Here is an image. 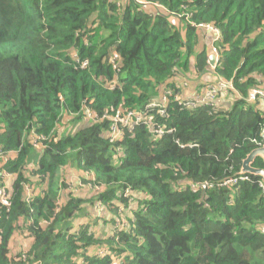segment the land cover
I'll use <instances>...</instances> for the list:
<instances>
[{
    "label": "trees",
    "instance_id": "16d2710c",
    "mask_svg": "<svg viewBox=\"0 0 264 264\" xmlns=\"http://www.w3.org/2000/svg\"><path fill=\"white\" fill-rule=\"evenodd\" d=\"M152 1L165 10L133 0H0V147L17 152L0 159V186L2 172L13 175L12 205L0 203V264H264V179L221 184L264 140V109L246 99L264 88V0ZM193 23L221 32L215 69ZM193 72L230 80L239 95L217 110L172 98L165 116L147 109ZM84 107L100 118L140 110L175 131L155 136L140 124L111 142V120H88ZM32 135L47 136L46 148ZM66 170L84 193L63 200ZM81 211L91 221L78 224ZM18 236L27 244L14 250Z\"/></svg>",
    "mask_w": 264,
    "mask_h": 264
},
{
    "label": "built area",
    "instance_id": "2783aa9c",
    "mask_svg": "<svg viewBox=\"0 0 264 264\" xmlns=\"http://www.w3.org/2000/svg\"><path fill=\"white\" fill-rule=\"evenodd\" d=\"M123 1L125 2L129 0H123ZM133 1H135L138 5H140V7L143 10H147V11L152 9L153 11L155 9L165 10V8L162 5L155 3L152 0H133ZM173 15H175L178 18L182 17V14H173ZM193 24L197 26L199 29L209 32L210 35L212 36L210 52L211 55H215L216 61L214 65H211L209 59V64L212 69H215L219 61V51L216 46V43L220 40L221 32L217 27L210 24H199V25H196L195 23ZM75 57L76 60L80 63L82 68H85L89 65L88 60H85L81 63L77 54L75 55ZM119 62H120L119 53L117 52L112 53V55L110 56V63L115 70H119L118 68ZM116 87H118V85L116 84L110 86L111 89H115ZM188 88H189V82L186 80L177 83V89L166 88L165 90L161 91L158 99L153 100L147 105V109H159L158 112L162 116H165L167 112L168 102L172 98L174 102H177L180 106L185 108L194 109L197 107L205 106L212 110H217L222 107L221 104L222 96L228 94L231 95L232 98H236V96L239 95V92L235 88L232 81L226 80L217 75L212 82L206 83L204 86H202L199 92H193L192 94L189 95L190 91L188 93L184 92V90H187ZM246 99L249 102L259 104L264 109V88L262 86L253 88L250 91L248 97H246ZM83 113H84V117L88 120L99 121L105 118L111 120V124L108 130V134L111 142H116L117 140L121 139L126 129L133 131L134 127L140 124H145L150 130V132L155 136H163L167 133L169 134L174 133L175 131V128H171L167 124L152 122L154 120L152 116L148 117L147 114H144L143 111L136 109L125 110L123 114H116V115H110L105 113V115H103V117L101 118L98 116V114L95 111H93L89 107H84ZM262 137L264 139V128L262 131ZM31 140H32V144L37 149L43 150L46 148L45 141L48 140V137L44 135H32ZM255 142L257 143V147L264 146V140L262 141L255 140ZM16 154H17L16 151L4 152L0 147V159L3 160L4 162H7L9 158L15 156ZM2 173L4 177V185L0 186V203L2 206H5L9 209L10 206L12 205V201L9 194V183L11 182L13 175L12 173H8L6 171ZM248 179H249L248 174H241V175L237 174L232 178H228L224 180L221 184L236 185L239 182ZM259 184L264 191V181H260ZM88 186L90 188L93 187V185L90 182L88 183ZM97 188L99 189V187ZM131 194L132 192L130 190L126 191L127 197L131 196ZM31 198H32V193L28 191L26 194L27 201H30ZM95 209L97 210V212L99 211L98 213H102L104 211L103 205L101 203L96 204ZM119 224L120 222L118 221L117 225L119 226ZM260 232L264 234V223L260 225ZM23 256L26 257V254H23Z\"/></svg>",
    "mask_w": 264,
    "mask_h": 264
},
{
    "label": "crops",
    "instance_id": "0c3cea01",
    "mask_svg": "<svg viewBox=\"0 0 264 264\" xmlns=\"http://www.w3.org/2000/svg\"><path fill=\"white\" fill-rule=\"evenodd\" d=\"M201 31H203V33L201 34V37H202L201 43H204V44L208 45V47L210 49L211 42H212L211 35H210L209 32H207L205 30H201ZM215 78H216V75L213 74L212 72H209V73H206V74H202V73H199L198 74L196 72H193L188 77L186 75L185 76L178 75L177 83L183 82L185 80L188 81L189 82V88L187 90H184V92L185 93H188L190 91L189 92V95H190L193 92H199L201 90L202 86H204L206 83L212 82L213 79H215ZM226 96H227V98H226ZM232 99L234 101L235 98H232V96H230L228 94H225L224 96H222V98H221V104H222V106H226V107L231 106V104L233 103L232 102ZM72 177L75 178L76 175H74ZM71 181L74 183L73 180H71ZM67 192L70 193L69 190ZM65 193H66V190L61 187L60 188V195H63L64 196ZM83 193H84V191H83ZM18 238H21V237L18 236L14 240H16Z\"/></svg>",
    "mask_w": 264,
    "mask_h": 264
},
{
    "label": "rangeland",
    "instance_id": "374dc122",
    "mask_svg": "<svg viewBox=\"0 0 264 264\" xmlns=\"http://www.w3.org/2000/svg\"><path fill=\"white\" fill-rule=\"evenodd\" d=\"M153 7V6H152ZM231 96V95H230ZM226 98H227V96H226ZM231 100V99H230ZM229 100V101H230ZM234 101H235V99H234ZM232 102H233V99H232ZM72 171V170H71ZM71 171H65V173H64V177H72V176H74V175H76L75 174V171H74V173H70ZM73 180L74 181V183L71 181V180ZM70 179H68L67 180V182H66V180L64 179V178H62V184L63 185H65V183H66V187H67V189H65L64 187V189L66 190V194L68 193L67 191L68 190H72V194H78V193H80V192H82L83 191V185H81L79 182H78V185L76 184V178H74V179H72V178H70ZM78 179V178H77ZM56 188V187H55ZM87 193V192H86ZM81 194V193H80ZM61 197H62V199L64 200V196L63 195H61ZM86 209H88V212L90 211H92L93 212V210H92V207H88L87 206V208ZM95 211V213H98L97 212V210L95 209L94 210ZM108 214H109V212H106V215H105V217H108ZM126 215V214H125ZM125 215L124 214H121V218H125ZM88 216H89V214L87 213V215H86V213L84 212V211H81L80 213H79V216L77 217V218H75V221L79 224V222H83V221H86V220H90L91 221V218H89V219H87L88 218ZM122 220H124V219H122ZM87 223V222H86ZM116 225V227H121L122 226V221H121V223L119 224V226L117 225V222L115 223ZM101 226V229H104V221H102V225H100ZM98 228V227H97ZM27 244V242L25 241V239L24 238H18V239H16V240H14V242H13V244H12V246H13V248H14V250H16L17 249V246L19 245V244ZM28 247H29V245L26 247L27 249H28Z\"/></svg>",
    "mask_w": 264,
    "mask_h": 264
},
{
    "label": "water",
    "instance_id": "95a60500",
    "mask_svg": "<svg viewBox=\"0 0 264 264\" xmlns=\"http://www.w3.org/2000/svg\"><path fill=\"white\" fill-rule=\"evenodd\" d=\"M215 61V55H210V64L214 65ZM258 157L264 160V146L257 147L244 159L241 170L238 174H252L255 176H260L264 179V168L254 166V162ZM202 186L204 189H206L207 183L202 184Z\"/></svg>",
    "mask_w": 264,
    "mask_h": 264
}]
</instances>
